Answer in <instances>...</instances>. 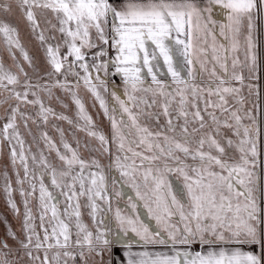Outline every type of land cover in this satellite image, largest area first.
<instances>
[{
	"label": "snow or ice",
	"instance_id": "1",
	"mask_svg": "<svg viewBox=\"0 0 264 264\" xmlns=\"http://www.w3.org/2000/svg\"><path fill=\"white\" fill-rule=\"evenodd\" d=\"M16 14L39 41L43 69L10 23ZM258 20L264 0H0V37L16 68L0 58L8 93L0 104L15 101L0 127V155L6 145L18 186L6 170L3 191L14 214V191L24 208L20 234L9 229L12 244L0 239V264H121L114 247L122 243L127 264H264ZM81 87L110 122L109 135L88 114ZM56 90L75 105V119L52 106L69 109ZM18 120L36 152L25 153ZM51 121L69 126L51 124L59 146ZM76 131L97 143L81 145ZM81 147L109 165L82 158ZM110 173H119L111 183L120 191L110 192ZM124 185L134 196L113 218ZM129 232L167 250L132 252L120 239Z\"/></svg>",
	"mask_w": 264,
	"mask_h": 264
},
{
	"label": "rangeland",
	"instance_id": "2",
	"mask_svg": "<svg viewBox=\"0 0 264 264\" xmlns=\"http://www.w3.org/2000/svg\"><path fill=\"white\" fill-rule=\"evenodd\" d=\"M10 23L13 26H17L19 29V34H20V39L22 44L24 45L26 51L28 52V54L30 56H32L35 59V62L40 65V67L43 69L46 61L44 59L43 56V51L40 47L39 41H37L30 33L29 28L27 27L26 21H24L19 14H16L12 17L9 18ZM260 22V21H259ZM262 25V24H261ZM43 26V25H42ZM261 40L260 37H258V48H260L261 46V42L263 43V34L261 31ZM263 54V52H262ZM260 56V66L261 63L263 62V55H259ZM0 58H2V61L4 63V65L8 68H11V70L13 72L16 71V68L14 66L13 60L11 59V57L8 55L6 48H5V44L3 41V38L0 37ZM17 58L20 60V62L22 64H24L25 68L27 69V63L23 61V58L20 56L19 52H17ZM259 86H260V97H259V105H260V112H259V120L261 123V143L260 146L262 144V136L264 134V74L262 71V66L260 67L259 70ZM21 79H23L21 77ZM117 83H120V80L118 77L115 78ZM8 95L7 92L3 91L2 89H0V100H3L6 96ZM56 95L61 96L62 98H64V102L69 104V109H63L59 103H57L56 101L52 102V106L56 109L57 112L63 111L66 115L71 116L73 119H75V105H73L71 103L70 98L64 97L63 93H61L59 90H56ZM79 95L83 98L85 107L87 109L88 114L92 117L96 127L104 132L105 135H109L110 134V122L107 120V118H105L102 110L99 108V104L95 103L93 98L91 97V95L89 93L86 92L85 89H83V87H81V89L79 90ZM105 98L108 99L109 96L107 93L104 94ZM245 95H247V89H245ZM29 99H31V97H29ZM250 99H255V97H251ZM15 103V101H9L8 103H4V104H0V127H2L3 123L5 122L4 118L7 115V110L9 108V104H13ZM24 110V109H22ZM17 123L19 124V130L20 133L25 141V153L28 154V148L29 146H31V150L32 152H36V145L33 143L32 140V136H30L28 134V132L26 131V129L24 128V125L21 121H17ZM52 123H59L61 127H63L66 130L67 133V129L69 128V126L67 125L66 122L60 121H51L49 126H48V132L49 135L57 142L58 146H59V136L56 133L55 129L51 127ZM29 127L31 128L32 132L34 134L38 135V131L36 128V125L32 124L31 121H29ZM75 136L77 139L80 140L81 145L85 144V143H91L92 145H95L97 142L95 140H90V138L86 135V133L82 132V131H76ZM66 139L72 144L73 147H76V143L73 140V137L71 135H67L66 134ZM40 147L43 148V143L41 142ZM61 150L63 151V149L61 148ZM112 151H115L114 146H112ZM80 155L82 156V158L85 159H90L92 156H96L97 158L100 159L102 165H104L105 167H107L110 163V158L105 155V156H100L98 153H89L87 150H85L83 147L80 148ZM53 160L55 159V153H52V157ZM8 148L5 145L4 148V152L2 155H0V239H8L6 236V233L9 231V229L12 232H15L17 234H20L21 229H22V222H23V212H24V208H23V203H22V198L19 194L18 191H14L13 192V198L17 203V206L20 209L19 214H14L12 212V210L8 207L7 203H6V196L4 194L3 191V185H4V180H3V173L7 170L11 176L12 179V187L14 189H16L18 186L16 185L15 181H16V177L13 174L14 170L8 166L6 168V165H8ZM29 164L31 165V161L29 160ZM17 167H19V161L17 162ZM24 173H23V169L20 168V176L23 177ZM115 176L117 179L119 178V173H110L109 175V190L110 192L114 193L116 191H120L121 190V186L120 184H116L115 186L112 185L111 183V179L112 177ZM37 184V193L36 196L38 197V193H39V180L37 179L36 181ZM45 184L50 186V180L48 178V176H45ZM25 188L28 187L27 183H25L24 185ZM123 192H124V196L122 198H115V196L113 195V199L111 201V205H112V212L109 213L110 216H112L114 218V213L116 208L119 206L122 210L125 209V206L127 204V196L128 195H133L134 196V192L133 190L127 186L124 185L123 187ZM61 200H63V198H61ZM61 207H63V204H61ZM31 208H32V212L34 215L38 216V208H37V200L36 199H32L31 200ZM83 211V219L85 223H88L89 226L91 227V220L88 217L87 214V210H82ZM140 213H141V218L145 220L146 223H149L153 228H155V223L154 221H151L147 218V213L146 210L143 209L142 207L139 209ZM36 224H37V231L40 232L41 238L43 237V232L40 230L39 228V219L37 218L36 220ZM121 241H123L124 239H128V240H132V241H136V237L134 236L133 233L129 232L128 236H123L121 235L120 237ZM8 243L12 244V240L8 239ZM119 247L116 246L114 247V251L116 252V255L118 254L117 251ZM199 250V246L194 245L193 251ZM42 253H41V258H42ZM15 256L14 255H10L9 259H14Z\"/></svg>",
	"mask_w": 264,
	"mask_h": 264
},
{
	"label": "crops",
	"instance_id": "3",
	"mask_svg": "<svg viewBox=\"0 0 264 264\" xmlns=\"http://www.w3.org/2000/svg\"><path fill=\"white\" fill-rule=\"evenodd\" d=\"M217 15H218V13L214 12V17L217 16ZM261 31H262V34H263V38H262L263 39V43L261 42V46L258 49H259V55H261V56L263 55V62L261 63V66H262V71H263V74H264V21H260L259 22V20H258L257 21V31H256L257 42H258V37H260V40H261V35H260ZM262 52H263V54H262ZM209 67H211V65H209ZM245 75H247V74L245 73ZM204 79L205 80L207 79V73L204 74ZM123 242H131V251L132 252H142V251L155 252V251H166L167 250V249L161 248L160 246L148 245L147 247H145V246L141 245L138 242V238L136 239V241L135 240L132 241V240L124 239ZM197 246H199V245H197ZM118 247H119V249H118L119 251H117V253H118L117 254V258L119 259L121 264H127V257H125L123 255V252L126 250L125 247H124V244L122 243ZM193 248H194V246H193Z\"/></svg>",
	"mask_w": 264,
	"mask_h": 264
},
{
	"label": "built area",
	"instance_id": "4",
	"mask_svg": "<svg viewBox=\"0 0 264 264\" xmlns=\"http://www.w3.org/2000/svg\"><path fill=\"white\" fill-rule=\"evenodd\" d=\"M260 149H261V158L262 160H264V134L262 136V144L260 146Z\"/></svg>",
	"mask_w": 264,
	"mask_h": 264
}]
</instances>
